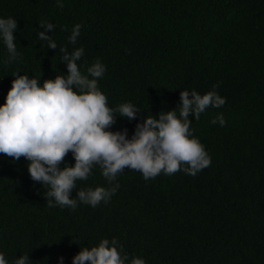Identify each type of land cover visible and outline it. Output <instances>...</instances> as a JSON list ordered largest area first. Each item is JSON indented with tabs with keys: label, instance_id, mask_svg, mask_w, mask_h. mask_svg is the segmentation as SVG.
Listing matches in <instances>:
<instances>
[{
	"label": "trees",
	"instance_id": "16d2710c",
	"mask_svg": "<svg viewBox=\"0 0 264 264\" xmlns=\"http://www.w3.org/2000/svg\"><path fill=\"white\" fill-rule=\"evenodd\" d=\"M0 0V17L17 22L16 61L0 40V104L16 73L54 79L67 74L62 48L83 47L80 71L106 66L98 87L108 104L131 102L136 119L115 116L109 130L130 137L147 115L179 103L181 89L215 90L226 103L192 121L211 156L196 176L178 171L145 180L127 167L107 202L49 207L48 186L33 181L24 157L0 154V252L9 264H71L79 247L116 238L147 264H264V0ZM41 21L57 48L38 33ZM80 36L69 43L72 28ZM222 113L226 124L210 121ZM119 114V113H117ZM69 166L74 159L64 157ZM64 162L59 167L63 168ZM112 185L94 167L77 188ZM72 190L71 196L76 195Z\"/></svg>",
	"mask_w": 264,
	"mask_h": 264
},
{
	"label": "clouds",
	"instance_id": "9594fccd",
	"mask_svg": "<svg viewBox=\"0 0 264 264\" xmlns=\"http://www.w3.org/2000/svg\"><path fill=\"white\" fill-rule=\"evenodd\" d=\"M57 6L63 7L62 0ZM43 29L39 39L47 48L56 49L57 44L50 32L54 24L41 21ZM80 24H76L68 37L75 44L80 36ZM17 22L13 17H0V40L3 41L7 62L16 61ZM61 61L67 74L54 79L30 78L16 73L11 82L5 102L0 104V154L18 160L24 157L30 178L41 186H48L45 193L49 207L75 209L78 204L96 207L107 203L120 185L117 176L127 167L138 171L147 181L161 173L171 176L178 171L196 176L211 164V156L193 134L192 121L209 107L220 108L226 103L215 89L199 94L196 90L181 89L179 103L168 111H159L157 117L147 115L138 122L132 135L127 129L109 130L115 116L136 119L141 109L125 102L117 108L108 104V99L98 87L106 66L99 60L87 68V75L80 71L78 61L84 56V48H75L71 53L62 48ZM119 113V114H117ZM193 120H189V116ZM211 124H226L222 113ZM71 152L74 164L69 166L64 157ZM64 162L63 168L59 165ZM94 167H99L109 188H77V181L87 180ZM76 188V195L71 196ZM63 257L57 264H63ZM29 255H20L12 264H30ZM0 264H9L0 252ZM71 264H147L139 256L129 257L116 238H102L91 247H79L71 258Z\"/></svg>",
	"mask_w": 264,
	"mask_h": 264
}]
</instances>
